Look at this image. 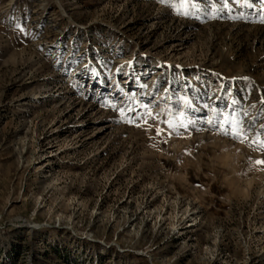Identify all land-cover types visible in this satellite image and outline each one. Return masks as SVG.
Instances as JSON below:
<instances>
[{"label":"rangeland","instance_id":"374dc122","mask_svg":"<svg viewBox=\"0 0 264 264\" xmlns=\"http://www.w3.org/2000/svg\"><path fill=\"white\" fill-rule=\"evenodd\" d=\"M260 9L0 0V264H264V150L203 119L223 85L264 141ZM169 81L194 85L187 131L112 107L134 91L171 121Z\"/></svg>","mask_w":264,"mask_h":264},{"label":"snow or ice","instance_id":"6c2138e0","mask_svg":"<svg viewBox=\"0 0 264 264\" xmlns=\"http://www.w3.org/2000/svg\"><path fill=\"white\" fill-rule=\"evenodd\" d=\"M197 0H190L192 6H195ZM230 0H220L221 7L225 10L228 9V4ZM235 3H239L240 0H234ZM264 2V0H262ZM251 5L249 4V7ZM219 11V10H217ZM260 12L264 13V9H260ZM261 22H264L262 20ZM22 32L24 31L23 28L20 29ZM129 67L134 71L133 64L130 62L128 65H121L120 68L117 69V75H124L123 68ZM96 73L97 70L92 68L91 66H86L84 71H89ZM128 76L132 75V72L127 73ZM96 78L99 79V74L97 73ZM139 80V77H136ZM237 78H233L235 80ZM241 80H248L247 77L239 78ZM168 87L165 88V97L164 99L170 100L173 96L176 98V103H178L181 107L178 110L173 111L172 109H168V111L172 112L173 119L171 121L164 119L157 121L156 117L159 113H152L149 105L147 103H143L139 101L136 97V93L134 91L124 93L127 97L125 101L118 102L113 104L112 107L116 108L124 122L133 124L136 127H140L141 124L147 122L149 118L156 121L159 125L163 123L167 127V135H171L172 132H179L180 129L188 130L191 126H193L198 121H193L189 114L187 113V109H195V105L193 104L192 98L188 95L189 92L194 90V85L189 84L187 81L184 82L182 92L173 91L172 82H167ZM141 88L146 87L145 85L141 84ZM220 91L224 93L223 96H217V100H225L224 107H219L217 105H209L205 103L203 105V109L211 115V119L204 117L205 123H208L214 127H218L224 135L231 136L233 139L238 140L240 142H244L248 140L250 144L256 145L258 148L264 150V141L260 140V132L258 131L256 137L253 139H249L247 135L248 129L245 126L244 117L247 116V113L243 109H239L240 99H228V97L232 96L231 88L225 89L223 85H221ZM243 91V90H241ZM169 92H171V96H169ZM246 98V97H242ZM260 103L264 105V97L261 98ZM250 127V125H249ZM199 130V129H196ZM147 131V129H145ZM157 135L159 136L162 132V129L157 126L155 129ZM262 131H264V126H262ZM167 142L166 140L164 141ZM255 163L257 164H264V160H256Z\"/></svg>","mask_w":264,"mask_h":264}]
</instances>
